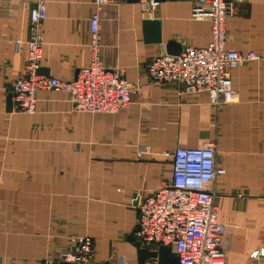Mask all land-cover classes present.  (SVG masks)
Returning a JSON list of instances; mask_svg holds the SVG:
<instances>
[{
  "label": "crops",
  "instance_id": "crops-1",
  "mask_svg": "<svg viewBox=\"0 0 264 264\" xmlns=\"http://www.w3.org/2000/svg\"><path fill=\"white\" fill-rule=\"evenodd\" d=\"M36 1L0 0V264H47L72 237L93 240L96 262L149 264L139 262L133 236L136 199L170 181L174 149L210 143L224 171L208 190L226 226L225 264H264L249 257L264 249V0L235 4L226 24L227 49L262 57L231 73L235 103L217 105L205 93L188 95L175 83L145 78L167 42L182 50L209 42V22L192 18V2L162 0L148 12L139 2L110 0L100 12L101 63L136 88L131 105L90 115L73 112L67 95L40 90L32 114L13 103L8 112L11 84L26 60L15 41L27 39ZM42 1L37 74L71 82L89 64L93 0ZM147 19L159 20L161 45L144 41Z\"/></svg>",
  "mask_w": 264,
  "mask_h": 264
},
{
  "label": "built area",
  "instance_id": "built-area-1",
  "mask_svg": "<svg viewBox=\"0 0 264 264\" xmlns=\"http://www.w3.org/2000/svg\"><path fill=\"white\" fill-rule=\"evenodd\" d=\"M110 0H93L89 19V64L78 71L71 82L40 76L42 58L41 25L46 18L45 3L37 0L29 13L28 37L15 41L18 51L24 46V74L11 84L12 103L23 114L35 111L36 93L40 90L67 95L73 112L90 115H115L128 108L135 87L121 72H109L101 63L100 12ZM193 4L192 18L207 20L210 40L203 47L187 46L179 56L160 55L145 70L150 84L175 83L184 94L205 93L217 105L237 101L231 73L245 61H260L253 51L242 55L227 49L226 24L234 14L235 4L245 0H186ZM146 11L153 12L157 0H139ZM172 159V176L156 192L136 199L138 226L134 238L145 247H171L178 264H225L221 250L226 226L218 221L214 194L208 187L224 171L215 164L212 143L200 148H176ZM70 248L47 264H105L94 259V242L89 237L69 238ZM257 261L264 249L250 254ZM123 264V262L121 263ZM257 264V263H254Z\"/></svg>",
  "mask_w": 264,
  "mask_h": 264
},
{
  "label": "water",
  "instance_id": "water-1",
  "mask_svg": "<svg viewBox=\"0 0 264 264\" xmlns=\"http://www.w3.org/2000/svg\"><path fill=\"white\" fill-rule=\"evenodd\" d=\"M129 3H138L139 0H127ZM162 1V0H157ZM143 30H144V41L148 44H157L161 45V35H160V22L159 20L147 19L143 21ZM164 51L167 55L179 56L182 48L174 41H169L163 45ZM38 72V71H37ZM12 95H9L7 98V111L12 110ZM138 255L140 263H149V264H178V256L172 250L171 247L160 246L156 251H149L148 247L137 245Z\"/></svg>",
  "mask_w": 264,
  "mask_h": 264
}]
</instances>
